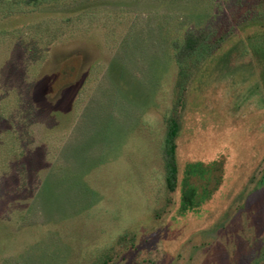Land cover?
Masks as SVG:
<instances>
[{
  "label": "rangeland",
  "instance_id": "374dc122",
  "mask_svg": "<svg viewBox=\"0 0 264 264\" xmlns=\"http://www.w3.org/2000/svg\"><path fill=\"white\" fill-rule=\"evenodd\" d=\"M2 2L0 264L112 248L111 264H264V0ZM188 29L220 49L185 74L173 44ZM181 88L168 198L163 119ZM35 104L60 129L30 119ZM187 164L205 178L182 211Z\"/></svg>",
  "mask_w": 264,
  "mask_h": 264
},
{
  "label": "trees",
  "instance_id": "16d2710c",
  "mask_svg": "<svg viewBox=\"0 0 264 264\" xmlns=\"http://www.w3.org/2000/svg\"><path fill=\"white\" fill-rule=\"evenodd\" d=\"M59 1L60 0H8V3H10L12 5V9H14L13 6L16 3H21L24 6L35 8V7H39L42 5L44 6V5L56 3ZM2 3H3L2 0H0V5ZM13 13H15L14 10H13ZM211 37H212L211 34H209L205 30L194 32L193 30L188 29L183 33L181 38L176 39V41L173 44L174 60H175L176 66L179 68V71L182 68L183 73L185 74L188 73L189 63H191L194 60V58L198 57V55L201 52L204 51L206 55L208 54L207 56H210L212 52H215L220 49V47L215 48L212 46L214 42L212 41ZM184 93H186L185 90L181 88L180 95L182 97L177 98L172 111L165 119H163L164 137L161 143L160 156L163 162L164 185H165V191H166L168 198L171 197V195L175 192L178 186L179 167H178V162L176 159V151H177L176 140L181 131L180 110L183 107ZM47 109H48L47 105H44V104L33 105L34 112L30 116V119L31 117L36 116V115H45L48 120L47 122V125L49 126L48 130L50 131V133H52L54 129H60V127L56 125V121H57L56 119L58 117H61L62 114L58 112L55 114L51 112L49 113L48 111H46ZM70 115H71L69 116L70 119L68 117L67 122L69 120L70 122L71 120H73L74 112H71ZM17 124H20V123H17ZM192 168H195V166L191 164H187L184 169V173L187 175V177H186V181L182 183L183 185L181 187L180 210L182 211L192 210L193 205H191V200H193L194 202V198H196V196L199 193L197 188L191 184V180L193 178H199V179L205 178V177L201 178L200 176H197L195 175V173L191 172ZM166 201H167L166 204L170 205L169 199ZM188 201H189V205H188L189 208L186 206L187 205L186 202ZM121 240H119L118 242H121ZM112 253H113V248H112V252L109 253L107 256L103 257L102 259L103 261H100L98 264H111L112 260H114L112 257Z\"/></svg>",
  "mask_w": 264,
  "mask_h": 264
}]
</instances>
